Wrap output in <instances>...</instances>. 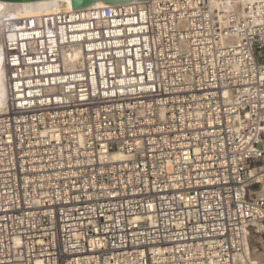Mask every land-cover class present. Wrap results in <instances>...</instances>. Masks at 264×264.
Instances as JSON below:
<instances>
[{
	"label": "built area",
	"instance_id": "2783aa9c",
	"mask_svg": "<svg viewBox=\"0 0 264 264\" xmlns=\"http://www.w3.org/2000/svg\"><path fill=\"white\" fill-rule=\"evenodd\" d=\"M219 2L0 11V264H233L264 232V0Z\"/></svg>",
	"mask_w": 264,
	"mask_h": 264
},
{
	"label": "bare ground",
	"instance_id": "6f19581e",
	"mask_svg": "<svg viewBox=\"0 0 264 264\" xmlns=\"http://www.w3.org/2000/svg\"><path fill=\"white\" fill-rule=\"evenodd\" d=\"M219 1L220 0H210V3L211 5H215V4L220 5ZM227 1L229 3H234V5H239V4L243 5L248 1L251 2L257 0H227ZM135 2H138L139 4L143 3V1H135ZM104 5H110V4H106L100 0H97L94 3H92L90 6H104ZM3 10H13L14 13L30 12L31 10L68 11V10H73V3L72 0H37V1H28V2H10V1L0 0V11ZM7 98H8L7 71L4 67L0 52V113L5 111ZM116 157L119 158L121 157V155H117ZM251 234H252L251 230L246 229L244 252L234 258L233 264H264V252L262 253H259L258 251L254 252L255 249L253 252H251V245H250L251 240L255 237V236L252 237Z\"/></svg>",
	"mask_w": 264,
	"mask_h": 264
},
{
	"label": "water",
	"instance_id": "95a60500",
	"mask_svg": "<svg viewBox=\"0 0 264 264\" xmlns=\"http://www.w3.org/2000/svg\"><path fill=\"white\" fill-rule=\"evenodd\" d=\"M10 2H28V1H37V0H4ZM97 0H72L73 3V10L75 9H82L89 7L92 3ZM106 4H119V3H127V2H135V1H143V0H100Z\"/></svg>",
	"mask_w": 264,
	"mask_h": 264
},
{
	"label": "rangeland",
	"instance_id": "374dc122",
	"mask_svg": "<svg viewBox=\"0 0 264 264\" xmlns=\"http://www.w3.org/2000/svg\"><path fill=\"white\" fill-rule=\"evenodd\" d=\"M252 232V231H251ZM257 235V236H256ZM260 235V236H259ZM263 237H262V236ZM252 237H254L252 240H251V252L255 251L254 252H259V253H262L264 252V232L260 233V232H252L251 234ZM259 237V238H258ZM258 238V239H257ZM257 239V240H256ZM260 240V241H258ZM259 242V243H258ZM258 243V244H257ZM256 244V245H255ZM256 246V247H255ZM255 247V248H254ZM258 247V248H257ZM259 249V250H258Z\"/></svg>",
	"mask_w": 264,
	"mask_h": 264
}]
</instances>
